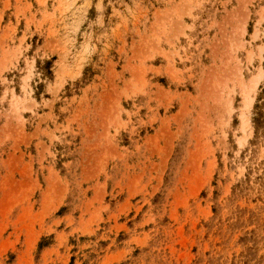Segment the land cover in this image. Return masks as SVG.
<instances>
[{
	"label": "rangeland",
	"instance_id": "rangeland-1",
	"mask_svg": "<svg viewBox=\"0 0 264 264\" xmlns=\"http://www.w3.org/2000/svg\"><path fill=\"white\" fill-rule=\"evenodd\" d=\"M0 264H264V0H0Z\"/></svg>",
	"mask_w": 264,
	"mask_h": 264
}]
</instances>
